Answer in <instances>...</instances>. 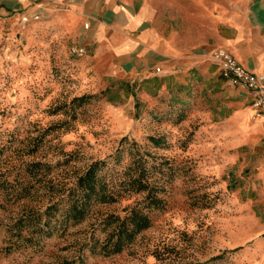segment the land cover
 <instances>
[{"label": "rangeland", "instance_id": "374dc122", "mask_svg": "<svg viewBox=\"0 0 264 264\" xmlns=\"http://www.w3.org/2000/svg\"><path fill=\"white\" fill-rule=\"evenodd\" d=\"M178 4L173 35L190 45V9ZM69 8L0 0V264H264V178L224 88L193 69L159 94L130 85L72 51L73 28L52 21ZM94 162L116 201L91 202L61 226L69 190ZM53 203L45 232L9 229ZM133 208L149 227L105 253L108 219Z\"/></svg>", "mask_w": 264, "mask_h": 264}, {"label": "crops", "instance_id": "0c3cea01", "mask_svg": "<svg viewBox=\"0 0 264 264\" xmlns=\"http://www.w3.org/2000/svg\"><path fill=\"white\" fill-rule=\"evenodd\" d=\"M62 1L70 8L52 21L61 32L73 28L74 41L88 50L90 61L104 63L109 73L123 75L130 85L143 82L142 89L158 93L190 82L192 69L217 81L230 102L229 121L256 148L264 178V114L255 115L250 91L225 81L210 59L212 50L222 47L243 67L264 76V0H186L190 45L173 35L183 21L177 9L182 0ZM52 14L46 17L50 24Z\"/></svg>", "mask_w": 264, "mask_h": 264}, {"label": "trees", "instance_id": "16d2710c", "mask_svg": "<svg viewBox=\"0 0 264 264\" xmlns=\"http://www.w3.org/2000/svg\"><path fill=\"white\" fill-rule=\"evenodd\" d=\"M98 167V162L92 163L88 169L79 176L76 181V186L69 190L66 196L68 197L67 207L64 209L62 219L60 220L61 226L68 223H77L84 219L91 202L116 201L117 192L107 190L100 181V178L96 176ZM139 189H144L141 181L138 182L136 190ZM57 205L58 203H53L48 205L43 211H31L19 218L9 229H17L18 234H21L23 228L33 226L32 229H29L30 235L34 233H43L46 231L45 228L49 226L50 219L58 208ZM43 217H45L44 220ZM108 221H113L116 224L108 233L102 247L107 254L121 251L139 232L150 225V219L147 214L135 208L131 209L122 218L111 216ZM64 264L72 263L64 262Z\"/></svg>", "mask_w": 264, "mask_h": 264}, {"label": "built area", "instance_id": "2783aa9c", "mask_svg": "<svg viewBox=\"0 0 264 264\" xmlns=\"http://www.w3.org/2000/svg\"><path fill=\"white\" fill-rule=\"evenodd\" d=\"M34 18L39 19V16L35 15ZM72 51L77 55L84 53L83 47H74ZM210 59L219 66L220 75L225 81L250 91V106L255 115L264 114V76L254 74L243 67L227 49L222 47L212 50Z\"/></svg>", "mask_w": 264, "mask_h": 264}]
</instances>
